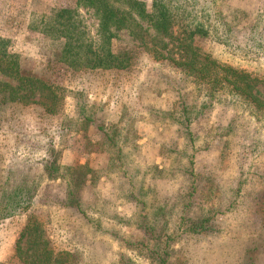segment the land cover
<instances>
[{"label":"rangeland","instance_id":"374dc122","mask_svg":"<svg viewBox=\"0 0 264 264\" xmlns=\"http://www.w3.org/2000/svg\"><path fill=\"white\" fill-rule=\"evenodd\" d=\"M141 1L150 6L153 0ZM172 5L206 51L264 79V0ZM66 7L78 8L87 31L97 36L93 10L77 0H0L3 50L19 54L28 71H60L39 45L48 39L43 19ZM113 42L137 44L125 31ZM140 60L134 72L58 73L56 80L69 88L67 120H92L85 133L80 125L63 131L64 116L12 103L0 93V264H21L15 244L29 201L17 200L34 189L31 212L47 217L56 247L75 252L78 264H154L138 243L154 245L165 222L176 264H264V121L234 97L208 105L168 61L145 53ZM258 87L264 93V85ZM106 132L114 143L98 152L93 143L106 141ZM52 141L63 166L87 164L98 170L96 178L78 185L49 179L42 162ZM197 185L207 186L213 198L194 195ZM203 205L218 209V231H189Z\"/></svg>","mask_w":264,"mask_h":264},{"label":"trees","instance_id":"16d2710c","mask_svg":"<svg viewBox=\"0 0 264 264\" xmlns=\"http://www.w3.org/2000/svg\"><path fill=\"white\" fill-rule=\"evenodd\" d=\"M77 2L78 5L93 10L98 20L96 37L87 31L78 8L54 9L48 19H43L48 39L39 47L51 59L49 65L51 62L59 65L60 71L54 69L50 75H40L26 70L22 65L21 56L4 51V40L0 39V75L15 81L10 83L9 80L0 78V93L7 92L6 99L30 108L33 105L39 106L52 117L64 116L63 122L66 123L61 124V130L71 131L73 125H80L77 130L85 133L92 120L83 115L80 122L67 120L63 107L69 88L56 80L60 77L57 76L58 73L65 76L68 72L86 69H122L134 72L141 61L142 53H145L153 60L168 61L173 70L188 78L190 83L203 93L208 105L219 101L220 97H234L244 104L257 120L264 121V93L258 87L259 83L264 85V79L245 69L221 62L200 46L198 32L191 30L190 24L182 20L179 8L172 5L173 0H153L150 6L141 0ZM120 31H125L137 44L124 47L114 44L113 40L118 37ZM101 129L106 130L103 126ZM113 133L115 134V131ZM105 136L106 141L93 143L98 152H106L104 146L110 147L109 143H114V138L109 132H106ZM92 142L89 141L88 144ZM48 147V157L42 163L49 179H67L78 185L96 178L98 170L87 164L63 166L58 160L60 152L55 148L53 141ZM120 153L121 149H118L117 154ZM72 192L70 190V194ZM192 192L198 195L199 199L212 197L205 185L200 188L197 185ZM35 194L34 189L30 196L25 199L19 197L17 200L29 201L25 208L29 212L15 244V256L21 264H78L75 252L56 247L46 229L49 222L47 217H42L40 212H31L30 201ZM255 207L251 206V210ZM200 212L195 219L192 218L194 221L189 231H218L214 225L218 212L216 206L203 205ZM253 213L255 216L257 212ZM163 227L161 234L154 238V245L151 246L149 239H144L139 241L138 247L148 251L154 264H176L171 260V247L175 243L173 236L169 233L166 222ZM149 228L150 226L147 227L148 233Z\"/></svg>","mask_w":264,"mask_h":264}]
</instances>
